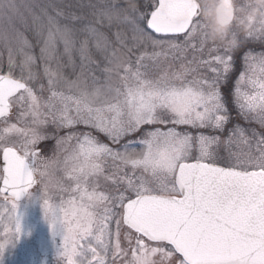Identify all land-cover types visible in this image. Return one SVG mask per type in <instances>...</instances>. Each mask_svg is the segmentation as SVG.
Masks as SVG:
<instances>
[{"label": "snow or ice", "instance_id": "1", "mask_svg": "<svg viewBox=\"0 0 264 264\" xmlns=\"http://www.w3.org/2000/svg\"><path fill=\"white\" fill-rule=\"evenodd\" d=\"M0 49V249L35 188L59 264H264V25L219 45L191 0H0Z\"/></svg>", "mask_w": 264, "mask_h": 264}, {"label": "rangeland", "instance_id": "2", "mask_svg": "<svg viewBox=\"0 0 264 264\" xmlns=\"http://www.w3.org/2000/svg\"><path fill=\"white\" fill-rule=\"evenodd\" d=\"M217 3L218 0H201V15L199 16V21L204 33L206 34L208 43L225 45L227 42L209 40V37L214 30H221L216 25L213 18ZM235 3L237 7V17L239 20L234 22L231 28L224 30L226 31L227 36L232 40L244 35L242 28L246 24H251L250 29L257 23L264 25V5L253 4L252 0H235ZM253 47H256L258 50L260 48L259 45H253ZM99 74L100 73H97V75ZM233 114H236L235 111H233ZM241 123L243 122L241 121ZM245 127H254L257 128V130H260L259 126L255 124L245 125ZM74 143L75 142L73 141L72 144ZM43 144L48 145L44 154L51 156L55 141L48 140L41 142V145H38V147L42 146ZM67 147H69V150H71V145ZM231 150H246V146L242 144L237 145L234 142L231 145ZM220 152L221 155H227V152L224 151L223 146H221ZM40 215H44V212L39 200V190L35 193H31V195L28 196L23 202L17 203V219L19 221L20 231L11 239L10 242L4 245L3 249H0V264H59L57 257L53 258V256L50 254V256L47 255L48 253L45 250L46 248L44 245L51 240L53 241V239L48 237L45 233L50 235L55 234L56 232L52 231L51 228L55 227L56 225L50 224L48 219L45 218V215L43 216L44 219L42 220L47 222V226L44 225V227L40 228L38 224H33L36 221H42L39 217ZM2 228L3 224L0 223V235H2ZM156 259H159L161 264H170L166 253H160L153 258V260Z\"/></svg>", "mask_w": 264, "mask_h": 264}, {"label": "flooded vegetation", "instance_id": "3", "mask_svg": "<svg viewBox=\"0 0 264 264\" xmlns=\"http://www.w3.org/2000/svg\"><path fill=\"white\" fill-rule=\"evenodd\" d=\"M193 1L195 2V4L198 7V17H199L201 15V13H200L201 12L200 11L201 10V8H200V2H201V0H193ZM231 1H232V6L234 8V21H233L232 25L230 27H228V28H231L233 26L234 22H236L237 20H239V18L237 17V7H236L235 0H231ZM213 18L215 19V15L214 14H213ZM228 28L223 29V30H227ZM235 115L236 114H233L234 117H235ZM37 191H38V189H35L34 188L32 190V193H35ZM43 216L44 215H40L39 216L41 220L44 219ZM37 222H40V223H37ZM33 224H35V225L38 224L40 228L44 227V225L47 226V222H44L43 220L42 221H36ZM51 230L52 231H55L56 233L53 234V235H50V234L45 233L48 237H50V238L53 239V241L51 240V241L47 242L46 244H44L45 245V248H46L45 250L48 253L47 255L50 254L51 256H53V258L54 257H57L58 258V251H59V247H60V244H61V238H62L61 237V232H60V227H59L58 224H56V226L55 227H52ZM55 240H56V242H55ZM47 259H48V257H47ZM153 264H161V263H160L159 259H156V260H153Z\"/></svg>", "mask_w": 264, "mask_h": 264}, {"label": "water", "instance_id": "4", "mask_svg": "<svg viewBox=\"0 0 264 264\" xmlns=\"http://www.w3.org/2000/svg\"><path fill=\"white\" fill-rule=\"evenodd\" d=\"M191 7L198 11V8L193 0H191ZM234 19V9L231 0H220L215 9V21L217 25L224 29L231 25ZM26 196L22 197L17 203L22 202Z\"/></svg>", "mask_w": 264, "mask_h": 264}, {"label": "clouds", "instance_id": "5", "mask_svg": "<svg viewBox=\"0 0 264 264\" xmlns=\"http://www.w3.org/2000/svg\"><path fill=\"white\" fill-rule=\"evenodd\" d=\"M126 4L133 8L135 7L136 0H125ZM253 4L258 5H264V0H252ZM251 27V24H246L243 26L242 31L244 34H246ZM210 41H219V42H227V44H230L233 42V40L227 36L226 31L224 30H214L209 37Z\"/></svg>", "mask_w": 264, "mask_h": 264}, {"label": "trees", "instance_id": "6", "mask_svg": "<svg viewBox=\"0 0 264 264\" xmlns=\"http://www.w3.org/2000/svg\"><path fill=\"white\" fill-rule=\"evenodd\" d=\"M160 261V260H159ZM160 263H161V261H160Z\"/></svg>", "mask_w": 264, "mask_h": 264}]
</instances>
